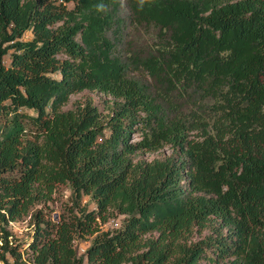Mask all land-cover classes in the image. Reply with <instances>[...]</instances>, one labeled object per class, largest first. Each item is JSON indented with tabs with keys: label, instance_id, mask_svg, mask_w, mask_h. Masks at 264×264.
Wrapping results in <instances>:
<instances>
[{
	"label": "trees",
	"instance_id": "16d2710c",
	"mask_svg": "<svg viewBox=\"0 0 264 264\" xmlns=\"http://www.w3.org/2000/svg\"><path fill=\"white\" fill-rule=\"evenodd\" d=\"M0 264H264V0H0Z\"/></svg>",
	"mask_w": 264,
	"mask_h": 264
},
{
	"label": "rangeland",
	"instance_id": "374dc122",
	"mask_svg": "<svg viewBox=\"0 0 264 264\" xmlns=\"http://www.w3.org/2000/svg\"><path fill=\"white\" fill-rule=\"evenodd\" d=\"M124 11H127L124 8ZM26 37H31L30 33H27ZM7 61L9 60V56H6ZM87 99H92L95 104L101 109V111L106 114L109 111V107L107 104L111 101V97L100 93L98 91L84 89L82 91L75 92L71 95L69 101L64 105V108L72 107L76 101L84 102ZM133 138H139V132H133ZM171 152L170 146H165L164 148L154 151V152H146L142 154V156L146 158H153L156 156H162L163 154H168ZM84 202H86L90 208L95 207L96 203L91 199L90 195H84ZM73 204V194L72 189L66 183H60L57 185L55 192L52 195V198L45 202L37 203L33 209L35 208H45L47 210V214L54 215L53 218H59V215L62 213H67L69 211V207ZM123 219V215L114 213L110 215L109 219L105 222H101L100 226L103 230L111 229L117 227L121 224ZM18 223L14 225H9L11 230L13 231V239L18 240L24 244V249L26 250L29 242H27L32 236L33 229V220L31 219V214L24 215L22 218L18 219ZM93 235L88 236L86 238H77L75 240V245L79 248L80 253L82 254L85 249L88 247L92 240ZM197 238V235H196ZM27 251V250H26ZM31 256V251L25 252V257L28 258Z\"/></svg>",
	"mask_w": 264,
	"mask_h": 264
},
{
	"label": "built area",
	"instance_id": "2783aa9c",
	"mask_svg": "<svg viewBox=\"0 0 264 264\" xmlns=\"http://www.w3.org/2000/svg\"><path fill=\"white\" fill-rule=\"evenodd\" d=\"M18 222H19L18 219H16V220H10V223L9 224L15 226Z\"/></svg>",
	"mask_w": 264,
	"mask_h": 264
},
{
	"label": "clouds",
	"instance_id": "9594fccd",
	"mask_svg": "<svg viewBox=\"0 0 264 264\" xmlns=\"http://www.w3.org/2000/svg\"><path fill=\"white\" fill-rule=\"evenodd\" d=\"M143 4V0H141V5ZM140 9H143V7H141ZM98 10H100V9H98Z\"/></svg>",
	"mask_w": 264,
	"mask_h": 264
}]
</instances>
